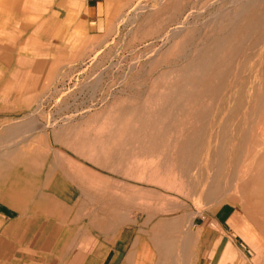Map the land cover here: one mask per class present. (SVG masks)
<instances>
[{
    "label": "rangeland",
    "instance_id": "rangeland-1",
    "mask_svg": "<svg viewBox=\"0 0 264 264\" xmlns=\"http://www.w3.org/2000/svg\"><path fill=\"white\" fill-rule=\"evenodd\" d=\"M1 174L36 218L264 264V0H0Z\"/></svg>",
    "mask_w": 264,
    "mask_h": 264
},
{
    "label": "crops",
    "instance_id": "crops-1",
    "mask_svg": "<svg viewBox=\"0 0 264 264\" xmlns=\"http://www.w3.org/2000/svg\"><path fill=\"white\" fill-rule=\"evenodd\" d=\"M17 177L0 175V264H228L222 249L213 258L211 244L200 253L195 234L175 232V217L125 218L83 228L75 218L20 212L12 194Z\"/></svg>",
    "mask_w": 264,
    "mask_h": 264
}]
</instances>
